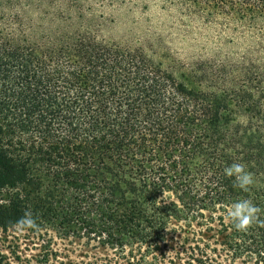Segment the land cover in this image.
Here are the masks:
<instances>
[{
    "label": "trees",
    "instance_id": "16d2710c",
    "mask_svg": "<svg viewBox=\"0 0 264 264\" xmlns=\"http://www.w3.org/2000/svg\"><path fill=\"white\" fill-rule=\"evenodd\" d=\"M163 1L242 25L243 49L175 73L147 41L98 36L124 3L0 0V229L30 211L38 231L158 251L172 226L264 264V227L223 216L247 198L264 220V0ZM232 163L253 174L247 192Z\"/></svg>",
    "mask_w": 264,
    "mask_h": 264
},
{
    "label": "rangeland",
    "instance_id": "374dc122",
    "mask_svg": "<svg viewBox=\"0 0 264 264\" xmlns=\"http://www.w3.org/2000/svg\"><path fill=\"white\" fill-rule=\"evenodd\" d=\"M115 1L126 6L105 10L114 22L106 20L98 36L132 45L147 41L154 58L172 72L217 50L239 53L245 45L242 37L248 29L242 25L197 20L163 0ZM100 11L96 10V14ZM98 20L102 23V18ZM171 230L172 226H168L159 250L153 251L145 245L111 249L85 238L60 237L51 230L16 233L11 228L0 229V264H252L231 259L211 240L193 239L186 232L169 234Z\"/></svg>",
    "mask_w": 264,
    "mask_h": 264
},
{
    "label": "clouds",
    "instance_id": "9594fccd",
    "mask_svg": "<svg viewBox=\"0 0 264 264\" xmlns=\"http://www.w3.org/2000/svg\"><path fill=\"white\" fill-rule=\"evenodd\" d=\"M224 174L234 178V187L247 192L254 183L253 174L247 171L244 163H232L224 168ZM262 209L250 199L240 198L225 206L223 213L225 222L231 225L236 232H247L253 225L264 227V220L260 219ZM40 228L30 211L11 225L16 233H25L29 230L38 231Z\"/></svg>",
    "mask_w": 264,
    "mask_h": 264
}]
</instances>
